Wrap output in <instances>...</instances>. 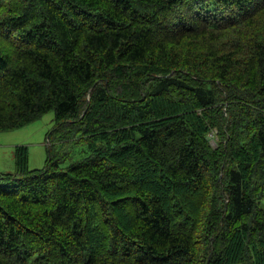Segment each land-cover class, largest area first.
<instances>
[{"label": "trees", "instance_id": "1", "mask_svg": "<svg viewBox=\"0 0 264 264\" xmlns=\"http://www.w3.org/2000/svg\"><path fill=\"white\" fill-rule=\"evenodd\" d=\"M50 112L0 264H264V0H0V132Z\"/></svg>", "mask_w": 264, "mask_h": 264}, {"label": "rangeland", "instance_id": "2", "mask_svg": "<svg viewBox=\"0 0 264 264\" xmlns=\"http://www.w3.org/2000/svg\"><path fill=\"white\" fill-rule=\"evenodd\" d=\"M54 126L55 114L50 112L43 118L23 128L0 132V172L15 171V149L17 146L23 145L29 148L30 167L32 169L43 168L48 158V136ZM213 138L214 136L211 135V139ZM69 146V156L64 166L71 164L73 161H79L85 156V148L83 146L73 144ZM65 151H67L66 148ZM262 207L264 208V199Z\"/></svg>", "mask_w": 264, "mask_h": 264}, {"label": "clouds", "instance_id": "3", "mask_svg": "<svg viewBox=\"0 0 264 264\" xmlns=\"http://www.w3.org/2000/svg\"><path fill=\"white\" fill-rule=\"evenodd\" d=\"M213 144H215V143H213Z\"/></svg>", "mask_w": 264, "mask_h": 264}, {"label": "crops", "instance_id": "4", "mask_svg": "<svg viewBox=\"0 0 264 264\" xmlns=\"http://www.w3.org/2000/svg\"><path fill=\"white\" fill-rule=\"evenodd\" d=\"M1 173V172H0Z\"/></svg>", "mask_w": 264, "mask_h": 264}]
</instances>
